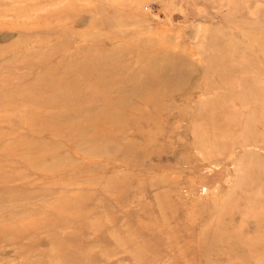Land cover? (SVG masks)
<instances>
[{"label": "rangeland", "instance_id": "374dc122", "mask_svg": "<svg viewBox=\"0 0 264 264\" xmlns=\"http://www.w3.org/2000/svg\"><path fill=\"white\" fill-rule=\"evenodd\" d=\"M0 264H264V0H0Z\"/></svg>", "mask_w": 264, "mask_h": 264}, {"label": "bare ground", "instance_id": "6f19581e", "mask_svg": "<svg viewBox=\"0 0 264 264\" xmlns=\"http://www.w3.org/2000/svg\"><path fill=\"white\" fill-rule=\"evenodd\" d=\"M175 109H176V107H168V108H166V111H167V112H168V111H172V112H174Z\"/></svg>", "mask_w": 264, "mask_h": 264}]
</instances>
